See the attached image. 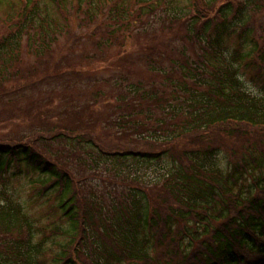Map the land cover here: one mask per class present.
Instances as JSON below:
<instances>
[{
	"label": "trees",
	"instance_id": "trees-1",
	"mask_svg": "<svg viewBox=\"0 0 264 264\" xmlns=\"http://www.w3.org/2000/svg\"><path fill=\"white\" fill-rule=\"evenodd\" d=\"M48 1L74 27L117 0ZM217 1L194 0L185 17L175 0H164L174 10L158 28L168 29L169 40L155 30L137 34L153 47L112 58L107 64L122 70L113 79L92 76L97 62L85 69L69 62L7 91L3 71L17 61L30 30L39 57L63 31L40 0H0V9L18 4L8 18L15 29L0 40V102L44 82L89 94L85 104L70 102L64 113L72 124L54 133L80 151V175L35 143L0 144V176L37 174L32 184L57 199L62 217L48 230L58 251L48 249L47 262L46 226L0 190V264H264V86L248 91L241 74L252 71L251 82H264V0ZM105 10L118 12L116 5ZM105 32L97 49L117 41ZM136 60L143 70L132 82ZM52 104L50 98L35 109V121L58 106ZM222 153L225 171L217 162Z\"/></svg>",
	"mask_w": 264,
	"mask_h": 264
},
{
	"label": "rangeland",
	"instance_id": "rangeland-1",
	"mask_svg": "<svg viewBox=\"0 0 264 264\" xmlns=\"http://www.w3.org/2000/svg\"><path fill=\"white\" fill-rule=\"evenodd\" d=\"M175 1L174 6L183 9L185 17H188L193 12L190 11V6L194 0ZM40 2H42L40 7L47 8L53 13L51 14L56 24L62 27V35L58 36L57 40L52 43L51 49L48 50L47 54L39 57L32 53V44L35 42V39L33 38L34 40H32L34 30H30L31 32L28 33V37H24L21 41L17 61L7 64L5 71H3L2 67L0 68V71H3L4 76L7 77L6 82L1 83L4 86V90H17L19 86L31 84L35 79L45 76L46 73L44 71L46 69L51 70L57 66L65 67L66 64L69 65V62L74 65L80 64L82 69H85L88 63L97 62L99 67L92 76L97 79L110 80L117 77V74L122 73V70H117L113 65L107 64L112 58H118L123 53L127 54L132 51L133 54L129 58L136 57V53H141L146 48L153 47L152 42L145 40L144 36H138L137 34H143L146 30H155L153 33L162 35L164 41L169 40L168 29L161 31L158 28V23L161 21L159 19L171 16L174 10L170 5H165L163 3L164 0H153L143 5L137 4L135 0L107 2V5L105 4L100 8L101 10L96 14L95 18L92 20L88 19L86 22H82L81 19L74 27L71 22L67 25V22H63L56 11H52V6L48 0H40ZM216 2L218 3L219 1L216 0ZM114 5L117 6L118 12L115 11L116 9L106 12L105 9ZM17 6L18 4L15 6L8 3L0 9V40L7 36L9 31L15 29L16 25L8 20V18L12 12H15ZM13 8L15 9L12 10ZM87 10L93 12L88 6H85L82 11ZM152 10L154 11L153 13H151ZM109 14L112 16L111 21L108 18ZM80 17L82 18L84 15ZM118 17H123V25L114 24ZM105 31L109 32L110 35L113 34L112 36L116 34L118 37L117 41L108 46H101L103 47L102 49H97L96 45L94 46V42L101 41L104 45L102 39H105V36L109 37ZM102 50L103 53L100 54ZM82 55H86L88 58L86 62L81 61ZM1 60L3 59L1 58ZM44 62L48 63L47 67L41 65ZM132 70L134 73L129 77L130 81L135 82L140 80L139 76L143 70V65L137 61L132 66ZM15 72L17 74L12 77L11 75ZM251 72L241 73L245 87L250 92L261 93L259 86L262 85L263 87L264 82L261 79H255V82H251L249 79ZM252 76H254V72ZM104 90L109 91V86H106ZM50 98L53 99L52 108L56 105L58 106L53 109H47L48 114L43 117L44 119L35 121V112L38 109H45L43 107L44 101ZM88 99L89 94L78 85L73 86L70 84L61 87L51 82H44L32 89H26L22 94L20 92L14 94L11 100L0 102V144H12L18 141H22L23 144L27 142L28 144L35 143L38 147L49 151L57 159L58 164L68 165L73 169V173L80 175L81 172L77 163L81 160L80 151L72 149L71 145L60 142L54 133L62 127V124H72V115L65 116L64 113V110L69 107L70 102L82 105ZM100 109L103 111L108 108L104 107ZM105 113V116L109 115L111 119H115L113 112ZM100 129L101 127L99 126L98 130ZM41 133H43L42 137L38 138V135ZM111 133L115 134L116 130H111ZM117 144L119 143H115L116 147H118ZM116 147L113 146L114 149H117ZM228 161L224 153L217 158L218 166L223 171L227 169ZM168 167H162L159 173H163ZM146 174L149 176L150 172ZM150 177L152 179L157 178V175L151 173ZM40 178L37 174L31 173L29 175L16 176L9 171L0 176V190H5L11 194L14 200L23 206L24 212L28 216L35 219L39 225L46 226L47 231L45 233L48 235V243L44 251L46 252L45 261L49 262L51 255L48 249L53 248V254H56L58 250L57 246L49 240L51 235L48 230L58 225V219H62V217L60 215L61 211L57 209V199L53 196H45L41 193L38 186L32 184V181H37ZM244 185H250V180L246 181ZM53 208L56 210L54 211ZM50 209H52L51 213L49 212ZM57 241H59V238ZM62 241L64 242V239ZM0 244L3 243L0 241Z\"/></svg>",
	"mask_w": 264,
	"mask_h": 264
}]
</instances>
